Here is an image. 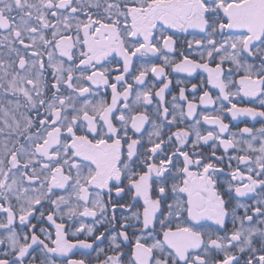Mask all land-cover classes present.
<instances>
[{
	"label": "snow or ice",
	"instance_id": "6c2138e0",
	"mask_svg": "<svg viewBox=\"0 0 264 264\" xmlns=\"http://www.w3.org/2000/svg\"><path fill=\"white\" fill-rule=\"evenodd\" d=\"M0 32L7 33L0 37V45L6 44L16 58L10 63L0 60V91L22 94L28 110L35 112L34 117L25 115L22 125L15 117L14 126L4 121L16 139L11 146L7 139L0 145V213L5 217L0 229L6 232L0 235V245L9 249L3 255L11 257L0 259V264H35L37 259L39 264H56L53 255L65 258L66 264H86L85 258L72 259L70 254L87 257V250L104 233L93 242L69 240V230L57 220L96 217L97 212L98 222L114 230L108 236L113 254L97 251V260L100 254L105 256L103 264H124L125 257L127 264H240L229 251L233 247L246 253L244 264H264V226H260L264 200L251 209L239 202L229 208L230 201L220 190L224 182L216 179L221 169L210 162L225 163V156L216 154L218 147L225 154L229 149L245 153L227 157L229 168L232 159L237 161L225 189L230 199L233 193L239 198L264 188V125L231 131L223 118L225 113L233 120L264 118V0H0ZM182 34L193 38L178 47ZM200 34L204 39L196 38ZM194 48L204 49L199 59L191 58ZM29 49L33 51L26 58ZM113 54L120 58L118 69L105 66ZM45 59L51 80L45 76ZM156 59L163 63H155ZM134 61L139 66L130 83L126 75ZM225 63L232 67H222ZM167 68L189 76L198 69L207 73L199 89L191 84L192 92L202 95L189 100L180 87L179 97H172L185 101L186 111L175 103L171 111L164 106L172 84ZM114 71L120 74L110 82ZM149 73L163 78L155 92V84L145 87ZM234 73L239 79L233 78ZM101 85L110 88V101L97 98ZM134 85L140 90L135 91ZM206 86L219 95L213 98ZM153 96L158 103L150 120L145 106ZM237 97L259 98V106H241L233 102ZM217 101L221 103L216 114L202 112L192 125L180 126L186 118L197 117L199 106ZM201 121L215 130L202 134ZM148 122L153 128L147 136L150 147L143 138ZM165 125L167 139L162 135ZM209 141L212 150L206 156L198 149ZM90 189L95 198L90 199ZM58 190L65 194L57 195ZM104 190L108 204L100 196ZM113 192L121 199L127 194L129 201H112ZM138 200L143 201L142 211L136 207ZM241 207L243 216L237 214ZM117 211L128 213L120 216L119 228ZM37 212V219L46 218L54 226V239L47 228L37 229L31 223ZM229 216L230 233L225 229ZM254 216L259 217L256 225ZM208 222L225 234L212 231ZM128 228L133 230L131 237L122 230ZM82 232L91 236L94 227L81 223L71 235ZM256 236L259 247L254 246ZM126 243L128 252L122 250ZM213 252H223L224 258L212 259Z\"/></svg>",
	"mask_w": 264,
	"mask_h": 264
},
{
	"label": "trees",
	"instance_id": "16d2710c",
	"mask_svg": "<svg viewBox=\"0 0 264 264\" xmlns=\"http://www.w3.org/2000/svg\"><path fill=\"white\" fill-rule=\"evenodd\" d=\"M13 15H16V13L14 12ZM87 17L86 16H81L80 19H86ZM93 18L95 19L96 18V15L95 13L93 14ZM4 35H7L6 32H0V37L4 36ZM45 35L50 38V31H47L45 32ZM185 39H189L188 36L184 37L182 40L179 39L178 41V47L179 46H182V43H183V40ZM26 43H28V41L26 40L25 41ZM33 50L32 49H29V52L26 55V58H30V54ZM177 59H179V56L178 54L176 53H173ZM185 54H188V51L186 50L185 51ZM16 59L15 58V55L14 54H9V51H8V48H7V45H0V60H4L6 62H11L12 60ZM76 62L78 63V58L76 59ZM155 63H163L162 59H156L154 61ZM204 62V61H202ZM45 63H47L46 59H45ZM209 65L210 66H213L215 65L212 61H208ZM256 63H259V61H256ZM65 66H67V62L65 64ZM138 63H136L134 61V66H133V70H132V74H136V68L138 67ZM224 68H229V67H232L231 65L225 63L224 65H222ZM49 73H51V69L48 70ZM166 71L168 72V76L171 78L172 80V84L170 85L171 86V89L167 90L166 92V97H165V100H164V106H167L169 107L170 111H171V108H172V104L175 103V104H179V105H183L184 106V103H179L177 100L176 101H173L172 100V97L177 95V92H178V89H177V83L176 81L178 80L177 78H179L180 76L177 75L175 72H173L171 70V68H167ZM199 76H202V74H198ZM234 76H237L238 74H233ZM45 76L51 80V75L49 74H46L45 73ZM182 81H184V83L182 85L184 86H187L189 84H191V81L189 79V76H182ZM191 77V76H190ZM155 84L156 87L153 89V92L157 91L159 89V87L161 86V83L156 80V78L153 76V74L149 73V75L146 77V85L145 87H150L151 85ZM200 86V85H199ZM134 87V90L135 91H139L140 89L136 87V85L133 86ZM63 91V89H62ZM189 93V91L187 92ZM65 95L68 94V92H64ZM134 94L135 92L133 93V96L131 97V101L130 103L133 102L134 100ZM198 94H200V91L198 92ZM198 94H196L197 96H199ZM188 95V94H187ZM100 97H103L107 100H111V93L109 94H105L103 93L101 90L99 91V96L97 98H100ZM88 98H92V97H88ZM193 96L192 94H189L188 96V99L189 100H192ZM198 102V100H197ZM158 103V98H156L155 96H153V100H152V103L149 104V105H146V109H147V112L146 114L149 115L150 117V120L152 118H154V112H155V107ZM220 107V106H219ZM226 107V106H225ZM184 109H185V106H184ZM219 108H206V107H199L198 110H197V117L195 118H186L184 121H183V124H181L180 126L181 127H186V126H189V125H192L194 123V120L195 119H199V113H205V114H208V113H211V114H216L218 112ZM41 111H43L41 109ZM186 111V110H185ZM27 115V116H31V117H34L35 116V112L34 111H29L28 110V102L26 100L25 97H23L22 94H19V93H5L3 91H0V128H3L4 131L3 132H0V145H2L4 143V141L7 139L9 141V146H11V142L14 141L16 139V135L15 133H11V129H9L4 121H7L9 125H13L14 126V121H13V117L16 118V120H20L21 121V125L23 124V117ZM224 118V122L226 124H229V128L231 131H237L238 129H241L245 126L247 127H250V128H253V129H257L256 126L254 125V123L252 122V120L246 118L244 119L241 123L238 122V124L236 122L233 121L232 118H230L226 113L224 114L223 116ZM171 119V117L169 116V120ZM200 130L202 132V134H206L207 131H214L215 130V126H212V125H207L205 124L203 121H201V124H200ZM153 131V128H152V125L150 122H148L146 124V126L144 127L143 129V138H144V142L146 144V146H149L150 145H147V136H148V133L152 132ZM171 131L172 132H175L176 131V128L175 127H172L171 128ZM169 133V128L167 125L164 126V128L162 129V135L165 136V139H167V134ZM227 135V134H226ZM247 138V137H245ZM191 139H194V137H190V140ZM20 143H24L26 147H28L27 145V142L24 140L23 137H20ZM212 144H213V141H209L207 145H202L198 150L199 151H202L206 156H210L211 155V150H212ZM19 145H17L18 147ZM255 146L258 147L259 146V141L257 140V142H255ZM217 156H221V155H224L225 156V163L221 164L219 161L213 159L211 160L210 162L214 163L217 165L218 168L221 169L220 172L217 173L216 175V179L218 181H222L224 183L221 184V187H220V190L222 192V194L225 195V199L226 201H230L228 206L229 208L231 207H234L236 205L237 202H239L241 205H248L249 208L251 209V207L253 205H256L257 201L260 200V197H251V198H247V199H244L242 197H239V198H236L235 197V194L233 193L232 194V197L231 199L229 198V196L227 195V193L225 192V189L227 188V182L230 181L232 178H231V171L235 170V168L237 167V161L235 159H232L230 161L231 163V168L228 167V160H227V157H235L237 155H245L244 152L242 151H236V150H233V149H229V151L225 154L222 147H218L217 149ZM240 167V170L241 171H245V165L244 164H240L239 165ZM39 170V169H38ZM30 172V170H29ZM19 177V173H17V178ZM25 186H28L27 184ZM65 193L64 192H61V191H57V195H64ZM103 201L108 204L109 202V196L107 194V192H103ZM91 199H92V196H91ZM111 200L112 201H117L118 203H127L129 201V196L127 194H125L123 196V198H118L115 196L114 192H113V195L111 196ZM142 204H143V201L142 200H138V203L136 204V207L137 208H140V210L142 211ZM89 207H91V204L88 205ZM51 205L49 204H45V209L46 210H51ZM66 210V209H64ZM81 211H82V208H81ZM100 215V218H101V213H98ZM127 215L128 213H121L120 211H117L115 213L116 217H117V228H119V218L121 215ZM237 214L239 216H243L245 214L244 212V208L241 207V208H238L237 209ZM251 211L248 212V215H251ZM34 217L33 219L34 220H45V219H37L38 217V212L37 213H34L33 214ZM46 215H47V211H46ZM112 215L111 213V209H110V206H109V210L107 212V216L110 217ZM259 217H256L254 216L253 217V220H258ZM226 222H229L231 223V217L229 216V218L226 220ZM57 223H64L65 225V228L69 230V236H68V239L70 240H73L75 241V239H88L89 240H94V237L95 236H98L101 232L104 233V237H102V241H101V244H98V245H94V250L93 252L89 253V255L87 257H81L79 254H77V257L80 259V258H85L86 259V263L88 264H98V261H99V264H103V261L105 259V256L104 254H100L98 260H97V251L99 249H104V253H107V255H112L113 253L111 251H109V247H110V240L108 239V236L111 235L113 233V229L109 228L107 223L106 222H103L101 223L102 224V227L100 229H98V227L96 225H94L96 223V218L95 217H73L71 220H69L67 217L64 218L63 221L61 220H57ZM83 223L85 225H92L94 227V232L91 236L87 235L85 232H82V233H79L77 236H72L71 235V232H73L76 228H78L80 226V224ZM230 230H232V226L229 225ZM122 230H126L129 232V236L131 237L132 236V233H133V230L131 228H128V229H122ZM212 231H219L220 235H224V230H221L219 228H217V226L215 227V229H212ZM137 234H139L137 232ZM117 242H120L119 240ZM122 250L125 251V252H128L130 251V248L127 246V243L125 245H122ZM212 259H215V260H221L224 258V254L223 252H213L212 253ZM124 264H127V257H125V261H124Z\"/></svg>",
	"mask_w": 264,
	"mask_h": 264
},
{
	"label": "flooded vegetation",
	"instance_id": "af4514ba",
	"mask_svg": "<svg viewBox=\"0 0 264 264\" xmlns=\"http://www.w3.org/2000/svg\"><path fill=\"white\" fill-rule=\"evenodd\" d=\"M186 36H188L189 37V39H192L193 37L191 36V35H187V34H182L181 36H180V39L182 40L184 37H186ZM196 38H198V39H204V36H203V34H200V35H198ZM217 39H219V37H217ZM194 49H196V48H194ZM191 58H193V59H199V54H197V53H192V56H191ZM112 62H111V64H107V65H105L106 67H112V68H120L121 67V64L120 63H117V61H119L120 60V58L119 57H116L115 56V54H113V57H110L109 58ZM158 60V59H157ZM202 62V61H201ZM211 67H215V65H213V66H211ZM223 67V66H222ZM45 73L46 74H50L49 73V71H45ZM177 75H179L180 77L179 78H177L178 80H181L182 81V76L184 75L185 77L186 76H189L188 74H183V73H181V72H175ZM202 74V76H199L198 74ZM90 74V73H89ZM118 74H120L118 71H114V72H112L111 73V75L109 76V80H110V82H112V80H113V78L116 76V75H118ZM133 74H132V72H130L129 74H127L126 75V79H128L129 80V82L131 83L132 81H131V76H132ZM156 78V77H155ZM168 78L169 79H171L169 76H168ZM206 78H207V73L206 72H204V71H200V69H198L195 73H193L192 75H191V77L189 76V79H190V81H191V84H193V83H195V84H197V86H198V89H199V85H200V81L201 80H206ZM233 78H235V79H239V75H237V76H234L233 75ZM146 79V78H145ZM163 79V78H162ZM162 79H160V80H158L157 78H156V80H158L159 82L162 80ZM191 84H189V85H187V86H184V85H182V84H176L177 85V89H178V92H177V95H175V96H177V97H179V89H180V87H184L185 89H186V91H185V95L188 97L189 96V94H192V96H197L196 94H198V92L199 91H197L196 93H193L192 92V90H191ZM87 86H89V87H93V86H91V85H87ZM120 86L118 85V88H119ZM169 89H171V86L169 87ZM168 89V90H169ZM102 91L103 93H105V94H110L111 93V90H110V88H105L103 85H101L100 86V88H99V91ZM205 90H208L211 94H212V96H213V98H215L216 96H218L219 95V92H218V90L217 89H214V88H211V87H207L206 86V88H205ZM189 91V93H187ZM167 92V91H166ZM166 92H165V95H166ZM188 94V95H187ZM198 95H202V91H200V94H198ZM166 97V96H165ZM258 99L259 98H256V99H246L245 97H237L236 98V100L235 101H233V102H237V101H239L240 102V104H241V106H246V107H258L259 105H258ZM132 99H131V97H129V102L131 101ZM177 101L179 102V103H184V106H185V110H187V103L185 102V101H183V100H181V99H177ZM196 103L197 104H199V101L197 102L196 101ZM220 101H217V103L216 104H214V105H209V106H207L206 108H219V106H220ZM223 103H224V106H226V107H228L229 105H228V103H226L225 101H223ZM200 107V106H199ZM198 107V108H199ZM201 107H204V106H201ZM198 108H197V110H198ZM230 118H231V115L230 114H228V113H226ZM246 118H248V117H240V118H237L236 120H233L234 122H236L237 124H238V122L239 123H241L244 119H246ZM248 119H250V120H252L251 118H248ZM252 122L254 123V125L256 126V128L258 129V128H260L262 125H264V118H260V117H257L255 120H252ZM147 124V123H146ZM146 124L144 125V127L146 126ZM229 125V124H228ZM227 134V133H226ZM225 134V138H227V135ZM248 166H254V165H248ZM106 190H104V192H105ZM90 192L92 193V190H90ZM103 192L101 191L100 192V196H101V198H102V200H103ZM251 197H260V200H264V188H257L256 189V191L254 192V193H250V194H248L247 196H244V197H242V198H244V199H249V198H251ZM90 199H91V197H90ZM99 212H97V216L95 217L96 218V223L94 224V225H96L97 227H98V229H100L101 227H102V224H101V222H98V221H100L101 220V218H100V215L98 214ZM33 217H34V215H33ZM33 217H31L30 218V221H31V223L32 224H35L36 225V227H37V229H39L40 227H44V228H47L50 232H52L53 233V239L55 238V228H54V226L53 225H51L50 224V222H48L47 220H46V218H45V220H34L33 219ZM5 219V217H4V215H3V213H0V220H4ZM256 221L257 220H253V225H256ZM209 223V227H210V229L212 230V229H215V227H216V225L214 224V223H212V222H208ZM229 225H231L232 227H233V224H232V222L231 223H229V222H226V224H225V229L227 230V232H231V230L230 229H228V228H230L229 227ZM239 226V224H238V222H237V227ZM260 226H264V225H260ZM21 229H20V227H19V225H18V221H17V231L19 232ZM24 231L25 232H27V231H30V229H27V228H25L24 229ZM224 233H225V230H224ZM37 234H39V232H37ZM0 235H6V232H5V230H3V229H0ZM70 240V239H69ZM259 240H260V238H259V236H256V237H254V246H256V247H259L260 246V244H259ZM90 242H93L92 240H89ZM95 245H97V240H95ZM101 244V243H100ZM51 246V245H50ZM6 251H9V249L5 246V245H0V259H4V258H8V259H11V257H5L4 255H3V253L4 252H6ZM230 252H232L233 254H235L237 257H238V259H240V264H244V259L246 258V253H239L238 251H237V249L235 248V247H233V248H231L230 250H229ZM35 254V253H34ZM75 257H77V255H75ZM52 259H54L55 261H56V264H66V259L65 258H60V257H58V256H55V255H53L52 256ZM35 264H39V260L37 259L36 261H35Z\"/></svg>",
	"mask_w": 264,
	"mask_h": 264
},
{
	"label": "rangeland",
	"instance_id": "374dc122",
	"mask_svg": "<svg viewBox=\"0 0 264 264\" xmlns=\"http://www.w3.org/2000/svg\"><path fill=\"white\" fill-rule=\"evenodd\" d=\"M201 51H204V49H201V48H196V49H193L192 50V53H197V54H199V52H201ZM168 55L171 57V56H173L174 54L173 53H168ZM46 64V70L48 71V70H50V68H48L47 67V63H45ZM200 71H201V69H200ZM203 71V70H202ZM154 76V75H153ZM157 78V77H156ZM158 80H160V79H162V78H157ZM246 99H250V98H247V97H245ZM46 162V161H45ZM90 190H92V189H90ZM102 192H104V191H102ZM92 198H95V191H93L92 190ZM13 203H15V201H13Z\"/></svg>",
	"mask_w": 264,
	"mask_h": 264
},
{
	"label": "water",
	"instance_id": "95a60500",
	"mask_svg": "<svg viewBox=\"0 0 264 264\" xmlns=\"http://www.w3.org/2000/svg\"><path fill=\"white\" fill-rule=\"evenodd\" d=\"M182 73V72H181ZM183 74H187V73H183ZM226 103H227V101H225ZM101 241H102V238L100 239V240H97V245L98 244H100L101 243ZM90 242V241H89ZM95 245V243H93V249H89V250H87V252L88 253H91V252H93V250H94V246ZM34 248L36 247V246H33ZM74 252L76 251V250H73ZM69 258H72V259H79L78 257H75V255H71L70 254V257ZM86 264H88V263H86Z\"/></svg>",
	"mask_w": 264,
	"mask_h": 264
}]
</instances>
